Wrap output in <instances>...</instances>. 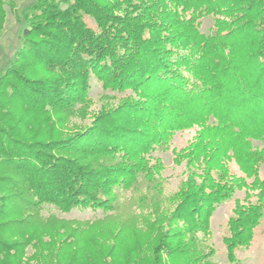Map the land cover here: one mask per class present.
I'll return each mask as SVG.
<instances>
[{"label":"trees","instance_id":"trees-1","mask_svg":"<svg viewBox=\"0 0 264 264\" xmlns=\"http://www.w3.org/2000/svg\"><path fill=\"white\" fill-rule=\"evenodd\" d=\"M20 14V46L0 73V264H22L29 246L35 264H135L144 253L149 264H212L196 233L209 235L216 206L243 189L222 238L240 264L235 252L264 215V0H34ZM206 16L209 34L199 29ZM91 77L124 95L88 127L54 130L51 116L87 114ZM193 127L172 149L186 178L166 199L152 153ZM138 189L151 217L123 213L115 232L87 231ZM45 206L104 216L68 221Z\"/></svg>","mask_w":264,"mask_h":264},{"label":"rangeland","instance_id":"rangeland-1","mask_svg":"<svg viewBox=\"0 0 264 264\" xmlns=\"http://www.w3.org/2000/svg\"><path fill=\"white\" fill-rule=\"evenodd\" d=\"M34 0H13L14 7L11 9L9 6V2L7 0L0 6V73L3 72L16 51L20 46L19 35L22 30V18L20 12L22 9L26 8L31 4ZM88 24L93 25V22L88 19ZM213 28V20L211 16H206L201 19L200 31L204 34L212 33ZM123 94L117 92H111L108 90H103L101 84L94 79L90 78V89L88 96L91 99V103L88 106L87 114L81 116L79 111L74 110L69 113L64 119L59 120L58 116H51V124H53L54 130L62 131L65 134H72L79 129H83L88 127L92 122L93 114L97 113L101 106L103 105H115L117 104V100L119 97L123 96ZM104 96H108L109 98H105ZM51 128H47V132ZM197 128L193 127L188 130L179 131L173 134L171 138L170 145L167 149H157L154 153H152L153 157H158L163 165V169L160 173V177L163 179L160 187L162 188L163 197L170 198L172 197L178 190L180 183L186 178V168L185 163L182 161L177 164L173 161V153L172 149L175 148L179 150L185 146H187L191 141L196 132ZM229 168L232 172H237L236 166L233 162L228 164ZM260 177L264 178V166H260ZM238 173V172H237ZM143 190L138 189L137 192H127L125 196L120 198L123 202H127L126 206L121 209V213L116 215L111 221L105 223H97L95 226L86 227V229L93 236H97L102 234L104 230L109 228L112 230L111 232H115L119 228V224H121L122 219L124 218V214L130 212L136 215H149L151 214L146 207H140L139 197L142 196ZM245 191L236 190L231 199L226 200L219 205L216 206L213 214L210 217L209 223V235H203L202 233H196L197 238H199L203 245L208 248H212L214 250V255L210 257L209 261L212 264H233L231 263L226 256L225 246L222 243V238L228 235L227 229V221L229 217L232 216V210L234 208L235 202L239 201L241 203H245L244 200ZM254 202V199L252 200ZM174 203H164L162 208L166 214L169 215L172 212L174 207ZM264 212V211H263ZM43 215L47 216L50 213L55 214L58 218L64 220H77V221H93L94 219H100L104 216L102 210H92V209H80L75 208L72 211L62 214L59 213L53 207H47L43 209ZM124 213V214H123ZM75 227V224L71 225ZM86 226V225H84ZM167 226L165 224L161 227V232L166 231ZM108 243V242H107ZM109 244H111L109 242ZM122 245L126 244L125 241L121 243ZM34 252L31 246L26 248V254L22 259V264H35L34 260H26L27 256L31 255ZM123 253H120L119 261L123 259ZM237 260L240 264H264V215L260 221L259 226L256 228L254 233V238L249 247H241L235 252ZM151 263V258L148 253H144L143 257L140 258L138 262L135 264H149ZM181 264V263H174Z\"/></svg>","mask_w":264,"mask_h":264}]
</instances>
